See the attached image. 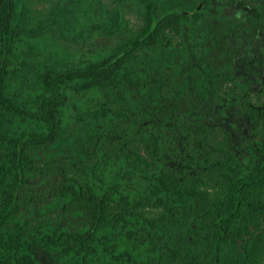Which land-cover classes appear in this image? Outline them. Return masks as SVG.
I'll return each instance as SVG.
<instances>
[{
  "label": "trees",
  "instance_id": "obj_1",
  "mask_svg": "<svg viewBox=\"0 0 264 264\" xmlns=\"http://www.w3.org/2000/svg\"><path fill=\"white\" fill-rule=\"evenodd\" d=\"M66 2L0 0V264H44L34 242L63 264H264V87L218 85L249 122L244 141L184 117L162 128L112 92L142 91L135 67L184 42L203 11L99 0L106 23L96 28L117 41L107 56L66 64L18 54L22 44L33 51L46 36L65 37L57 14ZM97 93L106 99L89 113L75 105L76 126L63 127L70 94ZM83 128L97 133L86 139ZM63 134L81 152L46 159ZM108 167L143 185L108 184Z\"/></svg>",
  "mask_w": 264,
  "mask_h": 264
},
{
  "label": "rangeland",
  "instance_id": "obj_2",
  "mask_svg": "<svg viewBox=\"0 0 264 264\" xmlns=\"http://www.w3.org/2000/svg\"><path fill=\"white\" fill-rule=\"evenodd\" d=\"M157 6L160 14L179 11L193 16L198 9L203 14L200 22L193 21L187 29L184 42L178 40L173 50L158 52L135 67L134 76L144 85L142 91L132 93L123 86L112 92L113 99L145 110L162 128L184 117L225 128L236 141H244L250 133L249 122L237 107L217 94L218 85L228 80L251 91L264 87V7L255 0H157ZM57 17L64 27V38L46 36L31 44L33 51L22 44L18 54L25 57L34 53L43 61L78 64L107 56L117 43L96 28L106 23L99 0H67ZM69 97L63 112L65 128L76 126L75 105L89 113L106 94ZM79 131L86 139L97 133L92 128ZM74 141L63 134L55 147L45 150L46 159L75 157L81 145ZM105 170L108 184L119 182L132 192L143 185L133 178L122 180L118 169ZM31 209L24 207L22 214L28 216ZM34 250L44 264H63L61 253L46 245L34 242Z\"/></svg>",
  "mask_w": 264,
  "mask_h": 264
}]
</instances>
